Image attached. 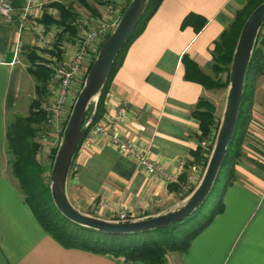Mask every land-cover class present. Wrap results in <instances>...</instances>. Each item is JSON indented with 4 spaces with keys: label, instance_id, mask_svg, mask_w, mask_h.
<instances>
[{
    "label": "crops",
    "instance_id": "crops-1",
    "mask_svg": "<svg viewBox=\"0 0 264 264\" xmlns=\"http://www.w3.org/2000/svg\"><path fill=\"white\" fill-rule=\"evenodd\" d=\"M54 2L75 12L70 22L74 33L63 25L45 22L52 39L50 53L64 63L71 61L78 47L80 25L90 30L117 8L115 0H36V18L42 22L45 15L59 18ZM248 2L161 1L115 70L98 122L108 121L126 100L128 112L115 133L146 151L173 178L148 173L137 159L101 136L97 146L79 149L71 168L68 193L78 208L107 219L123 208L131 217H141L178 203L198 185L215 139L211 136L200 141V122L192 111L201 98L217 106L216 91L187 76L184 57L213 76L215 43ZM22 3L16 0L17 6ZM190 14L192 21L183 25ZM202 19L205 24L197 29ZM16 41L15 25L0 16V264H147L65 247L43 229L25 201L13 174L6 127L15 115L29 113L37 96V79L28 69L29 54L35 50L42 59L46 48L28 31L22 33L18 52ZM101 45L92 43L87 62ZM260 46L264 52V42ZM82 83L73 84V96ZM250 114L222 210L195 236L188 251L175 252L179 256L169 252L166 264H264V74L255 80ZM198 146L202 158L195 161L192 152ZM41 149L39 156L48 153L47 146L42 144ZM183 173L186 180L181 188H171V183H180Z\"/></svg>",
    "mask_w": 264,
    "mask_h": 264
},
{
    "label": "trees",
    "instance_id": "trees-1",
    "mask_svg": "<svg viewBox=\"0 0 264 264\" xmlns=\"http://www.w3.org/2000/svg\"><path fill=\"white\" fill-rule=\"evenodd\" d=\"M161 1L162 0H150L138 26L135 28L131 37L115 60L107 84L97 103L95 117L90 127L99 121L101 115L105 111V95L113 74L121 63L125 51L131 42L143 30L145 24L156 11ZM262 1L263 0H249L244 8L238 10L234 21L215 43L213 54V76L205 73L195 62L184 57V62L187 67V76L190 79L201 82L209 89L220 90L228 88L230 66L240 30L251 11ZM53 4L58 7L61 16L59 18H52L49 15H45L43 22H46L47 24L57 23L63 25L65 30L74 33L75 29L70 25V22L75 15V12L63 4L57 2H54ZM191 21L192 15L190 14L185 17L183 25L190 23ZM204 24L205 19H202L196 28L200 29ZM260 42H264V40L260 39L259 36L247 70L236 128L228 145L225 160L219 170L208 199L191 216L181 222L171 224L165 228L154 229L149 232L123 235L101 233L93 228L72 222L63 216L54 204L50 190L49 175L46 173V168L39 158L41 146L36 139L37 134L39 133L37 125L45 117V113L42 110L37 109L41 104L42 98H45L49 92L48 80L50 71L45 65L40 63V57L37 55L36 51L31 50L29 54L30 65L28 69L37 79V97L32 100L27 115H15L14 119L7 124L6 139L9 152L12 155L11 164L13 174L19 181L20 188L25 196V201L43 229L65 247L79 248L107 256L123 257L125 261L140 260L147 264H166L168 252L188 251L191 241L195 236L205 229L211 223L216 214L222 210L226 189L235 177V162L241 155V146L245 139L246 130L251 119L250 112L255 80L259 75L264 74V52L261 49ZM96 55L92 58L86 73L91 67ZM93 109L94 106H91L87 117H90ZM192 114L200 122L201 133L198 134L200 141L209 139L212 136V132L217 133L220 118L217 115V106L213 101L207 98H201L193 109ZM89 129L86 131L84 137L87 135ZM56 151L57 149L55 148L53 152V160ZM201 151V146H198V148L192 152L195 161L201 160ZM207 162L208 159L203 163L205 167ZM185 180L186 173H183L180 175V183L178 185L175 184L176 186H172L174 184L171 183V188L174 187L177 190L180 189ZM195 187H193L189 193H186L184 197L189 195ZM213 196H218V200L208 218L198 227L184 233L182 237L178 236L177 231L179 228L185 222L193 218L197 212H200Z\"/></svg>",
    "mask_w": 264,
    "mask_h": 264
},
{
    "label": "water",
    "instance_id": "water-1",
    "mask_svg": "<svg viewBox=\"0 0 264 264\" xmlns=\"http://www.w3.org/2000/svg\"><path fill=\"white\" fill-rule=\"evenodd\" d=\"M149 2L150 0H130L117 25L98 50L75 98L49 175L51 195L59 212L72 222L105 234L123 235L165 228L185 220L205 203L236 128L247 70L264 25L263 0L251 11L240 30L230 66L229 86L219 128L203 176L194 190L178 203L156 213L128 219L102 218L78 208L71 201L68 179L82 139L95 117L97 103L114 62L138 26ZM91 106H94L93 112L87 117Z\"/></svg>",
    "mask_w": 264,
    "mask_h": 264
},
{
    "label": "built area",
    "instance_id": "built-area-1",
    "mask_svg": "<svg viewBox=\"0 0 264 264\" xmlns=\"http://www.w3.org/2000/svg\"><path fill=\"white\" fill-rule=\"evenodd\" d=\"M115 2L117 5L116 10L108 13L97 26L90 30H84L83 26L80 25L78 47L71 61L64 63L57 60L50 53L52 39L48 36V25L38 20L33 11L36 6V0H23V3L19 6L16 5V0H0V16L7 22L13 23L17 30L15 51L18 52L20 50L21 36L25 31L32 33L35 40L41 42L46 48L40 63L45 65L50 71L48 90L51 92V97L42 107L48 110L51 116L48 118L50 127L42 133L41 143L43 146H47L48 150L50 148H58L77 96V94L74 96L72 94L73 84L79 80L84 82L86 70L90 65L87 61L90 57L92 43L99 41L101 45L105 41L117 25L130 0H115ZM259 36L260 39L264 40V25ZM127 112L128 102L122 100L116 112L110 116L108 121L96 122L90 127L87 135L83 137L79 149H91L98 145L99 137H108L121 152L137 159L148 173L172 179L173 175L167 172L161 164L151 160L146 151L139 149L133 141L127 139L124 135L115 133V127L126 116ZM113 218L128 219L131 218V215L128 209L123 208L117 211Z\"/></svg>",
    "mask_w": 264,
    "mask_h": 264
},
{
    "label": "rangeland",
    "instance_id": "rangeland-1",
    "mask_svg": "<svg viewBox=\"0 0 264 264\" xmlns=\"http://www.w3.org/2000/svg\"><path fill=\"white\" fill-rule=\"evenodd\" d=\"M214 91H216V101H217V115L221 120L222 114H223V110H224V106H225V101H226V95H227V91L228 89H214ZM37 97V96H36ZM51 97V92H48V94L46 95L45 98H42L41 100V104L39 105L37 110H42L45 113V117L44 119L37 125L39 133L37 134V141L39 142L40 146L42 145L41 143V138H42V133H44V131L49 129V123H48V118L51 116L50 112H48V110L44 109L42 107V105L44 103H47V101L50 99ZM72 111V108H71ZM71 113V112H70ZM212 136L215 139V132H212ZM55 149V148H54ZM53 148H50L48 151L49 153H47L46 155L44 154V152L40 155V160L41 162H43L45 168H46V173L48 175H50V171H51V166L53 163V152H54ZM57 149V148H56ZM43 149H40V152H42ZM218 200V196H213L211 197V199H209V201L207 202V204L205 205V207L200 211L197 212V214L191 218L190 220H188L187 222H185L177 231L178 236L182 237L184 235V233H186L187 231L194 229L196 227H198L201 223H203L208 216L210 215V213L212 212L213 208L216 206ZM169 253V252H168ZM173 256H179L178 253H173Z\"/></svg>",
    "mask_w": 264,
    "mask_h": 264
}]
</instances>
